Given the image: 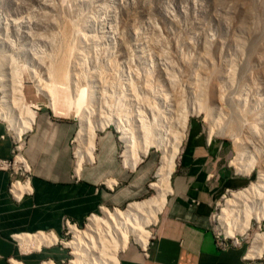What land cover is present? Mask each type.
I'll return each instance as SVG.
<instances>
[{"label": "rangeland", "instance_id": "obj_1", "mask_svg": "<svg viewBox=\"0 0 264 264\" xmlns=\"http://www.w3.org/2000/svg\"><path fill=\"white\" fill-rule=\"evenodd\" d=\"M0 61L6 85L21 82L34 111L43 108L73 121L76 130L80 116L74 108L83 90L78 110L86 126L101 122L104 127L96 131L94 143L110 130L123 154L117 124L132 129L144 121L150 138L156 126L166 128L170 140L181 135L180 148L189 120L197 118L207 134L228 143L232 166L248 176L242 188L264 178V0H0ZM13 106L12 115L25 114ZM150 116L163 122L156 125ZM0 119L16 138L13 126ZM77 147L74 135V152ZM146 156L153 162L152 175L139 201L155 194L150 182L156 179L160 151L152 146ZM237 190L216 202L212 228L235 237L248 251L254 234L264 232V215L259 221L252 217L255 211L264 214V191L229 209L225 201ZM102 215L103 210L97 214ZM244 264H264V253Z\"/></svg>", "mask_w": 264, "mask_h": 264}, {"label": "crops", "instance_id": "obj_2", "mask_svg": "<svg viewBox=\"0 0 264 264\" xmlns=\"http://www.w3.org/2000/svg\"><path fill=\"white\" fill-rule=\"evenodd\" d=\"M31 123L22 147L30 167L28 192L19 200L14 198L9 192L10 172L0 170V264L13 260L62 264L70 258L67 248L41 243L23 250L18 236L40 232L61 236L64 218L82 225L91 214L139 201L147 195L152 175L153 162L146 155L133 167L124 163L110 130L97 136L93 160L76 169L74 122L40 108ZM13 138L0 119V158L11 157ZM230 156L226 141L207 134L202 121L191 118L170 175L169 192L149 227L147 243L141 247L136 241L127 242L115 264H244L243 245L218 247L212 228L216 202L248 181L247 174L234 169Z\"/></svg>", "mask_w": 264, "mask_h": 264}, {"label": "bare ground", "instance_id": "obj_3", "mask_svg": "<svg viewBox=\"0 0 264 264\" xmlns=\"http://www.w3.org/2000/svg\"><path fill=\"white\" fill-rule=\"evenodd\" d=\"M1 61H2V59H1ZM3 61H2V63H3ZM2 66L3 65H1V63H0V117L5 118L7 120V122L13 126L15 136L17 139H19L20 134L23 133L29 127V125L32 124L31 121H32V118L34 116V108L36 107V105L34 103H30V102H27L24 100L21 82L20 83L18 82V84L16 83L17 85L15 84L14 86L11 84L12 85L11 87H9L10 86L9 84L6 85L8 80L5 82L6 79H4V78H6V77L4 76V72H3V67L5 65L3 67ZM8 72L9 71H7V73ZM12 73H13V71H12ZM18 77H20V76H18ZM12 82H13V80H12ZM53 83H55V82H53ZM143 85H145V84H143ZM76 93H77V91H76ZM82 93H83V90H81V93H79V96L76 99V108H74L75 115L80 116L79 122L77 125V130L75 133V140H76L77 146H78L76 151H75L76 169L80 168L82 162L91 161L92 156H93L94 138H95L96 131L104 128L103 123H101L100 121H99L100 122L99 125L94 124L95 125L94 128H89L86 126V124H85L86 123V116H84V114L79 112V110H78V108L80 107V103L83 102V101H81ZM166 101L168 102L167 99H166ZM13 103H14V105L16 104L17 107L22 108L25 111V114L24 115H21V114L18 115V113H17V116L12 115L11 114L13 112L12 108L14 107V109H15V106H13ZM52 104L54 105V109H55V103H52ZM162 104H165V103H162ZM168 104H169V102H168ZM67 105H70V103ZM169 106H171V105H169ZM68 107L69 106H67L66 111L69 110ZM163 107H164V105H163ZM146 109H147V107H146ZM153 109H154L153 111H155V112L158 110V109L155 110V108H153ZM144 110H145V107H144ZM181 110L185 111L186 109L185 110L181 109ZM66 111H65V113H66ZM147 111H148V109H147ZM147 111L145 110L144 112H147ZM190 111H192V110H190ZM56 112L57 113H63L62 111L60 112L58 110ZM149 112H151V110ZM158 112H160V110ZM151 113L153 114V112H151ZM190 113H192V112H190ZM139 115L140 114H138V116ZM156 115L161 117V115H158V113ZM143 116H144V114H143ZM153 116H150V117H153ZM157 116H154V117H157ZM172 116H173V114H172ZM154 117L150 118V119H152L151 122L155 121L156 125H161V122H163V119H159L160 117H158L159 121L156 122L157 120L156 119L154 120ZM145 118H146V116H145ZM134 120H133V123H135ZM143 123H145V122L143 121ZM143 123H142V125H143ZM185 123H186V119H184V115H183V121H182V123H180V125H182L183 129L185 127ZM171 124H173V123H171ZM121 125L122 124H120V125L117 124L116 127H117V131L120 132V140L126 146L124 153L122 154L123 161L126 165L133 167L141 159V157H143L147 154L148 149L152 146L156 147L160 151L158 165H157V167L155 169V173H154L156 179H155V181L150 183V186L154 189L155 194L153 196H150V197L143 199L141 201L130 202L126 205V207L124 209H120V208H114L112 210L103 209V215L101 217L94 215V216L89 218L88 223L86 224V227L84 230H73L72 231L73 232L72 239L65 243L66 245L71 247L72 254H73V258H71L69 260L68 264H115L118 251L121 248H123V246H125V244L129 241L128 240L129 237H131L134 241H136L141 247L145 246V244L148 241L147 239H149L148 238L149 237V231L146 230L145 227L149 223H152L156 219L157 213L160 211V208L165 201L166 194L169 192V189H170L169 178H170V175H171L173 168H174L175 157L178 153L179 144H180V140H181L182 136L180 135V138H178L176 140L175 139L177 136L176 135L173 139L171 138L172 140H170L169 138H167L168 135H166V133H168V131L165 132L166 128L161 129V127L159 128L158 126H156V131L154 132L153 136L151 135L152 137L150 138L148 135H150L151 134L150 132H152V131L149 132L150 134L148 133L147 128H146V124H144L145 127L142 125H139V124L138 125L134 124L135 127H133L132 129H130V128L128 129L127 126H125V125L121 126ZM166 125H168V124H166ZM164 127H166V126H164ZM171 131H173V130H171ZM175 131H177V128ZM169 132H170V129H169ZM179 133H181V132H179ZM233 135L235 136L234 133H233ZM171 137H172V135H171ZM235 139H236V137H235ZM132 144H135L137 146V149L134 148V149H136V151H134V152H133ZM242 153H241V156H242ZM241 156H240V158H242ZM243 157H244V155H243ZM237 158L240 161L239 157H237ZM244 162H243V164H244ZM236 164H238V162ZM240 165H242V164H240ZM246 171L248 172V170H246ZM247 172H245V173H247ZM17 188H18V186L16 184H14L12 186V191H15ZM262 191H264V178L262 176H259L256 181L251 182L247 187L233 192L232 196L225 201V204L229 207V209H231L230 207L236 208V207L240 206V204L244 203L243 201H246V200L252 201V197L255 198V196L260 194ZM17 199L19 200V198H17ZM255 205H253V206H255ZM251 208H253V207H251ZM257 208H259V210H260V208H261L260 205L257 206ZM262 211L263 210H261V212ZM242 213H244V212H242ZM245 214H246V212H245ZM263 215L264 214L256 213V211H255V213H253L252 217L255 220L259 221L263 217ZM224 231L229 236L231 233H232L231 235L234 236L233 233L235 231H233V230L231 231L229 229H225ZM39 234L19 235L18 241H19L22 249L26 250L27 248H29V245H31L30 247H33V248L36 247L37 248L40 246L41 243H48V238L44 235H39ZM27 241L30 244L27 245L26 244ZM263 253H264V232H257L252 237L251 245H250V248L248 249V251L246 253L245 258L249 259V260L257 259V258H260ZM12 264H21V263H18V262L13 260ZM43 264H52V263L46 261Z\"/></svg>", "mask_w": 264, "mask_h": 264}, {"label": "built area", "instance_id": "obj_4", "mask_svg": "<svg viewBox=\"0 0 264 264\" xmlns=\"http://www.w3.org/2000/svg\"><path fill=\"white\" fill-rule=\"evenodd\" d=\"M23 141L21 138H13V147L11 150V157L9 159L0 158V170H6L10 172L12 177L10 181L9 192L14 198H20L24 193L28 192V180L30 176V167L25 161L22 154ZM16 184L18 188L15 191H12V186ZM97 215L91 214L86 218V221L83 223L84 228L81 229L82 225H78L74 221H71L69 218H64L62 221V234L57 236L51 232H40L39 235H44L48 238V243L46 245H61L68 249V254L70 258L63 260L62 264H68L69 260L73 258L72 249L70 246L65 243L72 239L73 230H84L86 224L90 217ZM216 234V244L220 248H225L227 246L238 244L235 237L227 238L224 234L220 232H215Z\"/></svg>", "mask_w": 264, "mask_h": 264}]
</instances>
